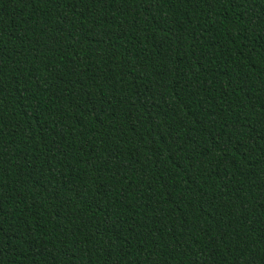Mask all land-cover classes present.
I'll use <instances>...</instances> for the list:
<instances>
[{"label":"trees","instance_id":"16d2710c","mask_svg":"<svg viewBox=\"0 0 264 264\" xmlns=\"http://www.w3.org/2000/svg\"><path fill=\"white\" fill-rule=\"evenodd\" d=\"M0 264H264V0H0Z\"/></svg>","mask_w":264,"mask_h":264}]
</instances>
